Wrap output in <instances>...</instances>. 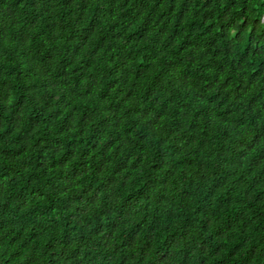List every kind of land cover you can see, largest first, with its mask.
Wrapping results in <instances>:
<instances>
[{
  "label": "trees",
  "instance_id": "trees-1",
  "mask_svg": "<svg viewBox=\"0 0 264 264\" xmlns=\"http://www.w3.org/2000/svg\"><path fill=\"white\" fill-rule=\"evenodd\" d=\"M0 264H264V0H0Z\"/></svg>",
  "mask_w": 264,
  "mask_h": 264
}]
</instances>
